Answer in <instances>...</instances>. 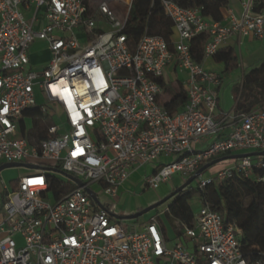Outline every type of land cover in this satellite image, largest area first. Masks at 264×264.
<instances>
[{"label": "built area", "instance_id": "1", "mask_svg": "<svg viewBox=\"0 0 264 264\" xmlns=\"http://www.w3.org/2000/svg\"><path fill=\"white\" fill-rule=\"evenodd\" d=\"M156 1L172 23L171 44L143 36L132 48L123 33L132 0H0V166H32L10 187L1 182L0 264H249L241 231L209 205L200 203L191 226L174 221L179 235L169 247L158 218L120 221L85 192L96 187L116 198L148 165L154 166L144 187L157 190L213 160L264 152V104L218 119L221 78L197 64L189 48L204 36V62L234 37L262 39L264 15L254 13V0H239L241 15L230 13L225 23L177 0ZM34 42L49 52L39 70L29 63ZM170 66L186 75V104L175 114L159 99ZM36 92L45 104H37ZM33 110L49 122L38 146L26 138V113ZM254 158L200 175L193 188L233 177L264 185V155ZM50 176L65 190L58 199ZM68 184L76 188L67 191Z\"/></svg>", "mask_w": 264, "mask_h": 264}, {"label": "trees", "instance_id": "2", "mask_svg": "<svg viewBox=\"0 0 264 264\" xmlns=\"http://www.w3.org/2000/svg\"><path fill=\"white\" fill-rule=\"evenodd\" d=\"M177 3L182 8L199 10L201 16L211 22L221 23L223 21L221 10L227 6L228 0H177ZM253 11L255 14L263 15L264 0H254ZM123 33L126 35L132 48L136 46L143 36L161 37L166 43L171 44V37L173 35L171 21L164 16L159 2H153V0H132ZM206 42L207 39L204 36H197L189 44L191 56L199 65L203 63V49ZM212 59L215 63L223 64L225 72L232 71L238 66L237 57L232 51H218ZM247 84H254L259 89V92L255 96H261V102L257 107L261 106L264 103V66L244 75V86L247 87ZM173 89L174 91L170 92L169 101L163 105L164 109L170 114L182 112L186 104V96L182 85H178ZM254 100L256 101V98ZM257 107L240 111V113H249ZM240 109H242V106ZM26 116L31 119L32 123V129L26 135L27 141L31 146H38L46 138L49 122L46 121L44 115L39 110L29 111L26 113ZM227 162L233 164L234 160L223 163ZM212 168L210 167V169L205 171L206 174L207 172L218 171ZM258 173V171H255V174ZM49 179L54 198H60L65 191L64 188L59 185L53 176H50ZM75 188L74 184L67 185V191ZM211 188H214L217 192L222 188H227L228 192L226 196L218 198L213 203L209 200L207 192ZM235 188L249 198L246 206H243L239 200ZM196 197L199 203L209 205L214 211L220 213L225 223L233 224L241 231V249L249 264H255L256 262L264 264V185L256 183L251 179L246 180L233 177L226 182L218 185L214 184L204 190L188 186L175 197L169 199L166 215L173 223L174 221H178L186 226H191L194 213L190 208V203ZM103 208L106 209L105 206ZM161 228L164 238L167 239V234L162 225ZM173 228L175 234L179 235L176 232L174 224Z\"/></svg>", "mask_w": 264, "mask_h": 264}, {"label": "crops", "instance_id": "3", "mask_svg": "<svg viewBox=\"0 0 264 264\" xmlns=\"http://www.w3.org/2000/svg\"><path fill=\"white\" fill-rule=\"evenodd\" d=\"M241 12L242 9L239 0H228L227 6L221 10L223 23H225L230 13L239 17ZM227 50L232 51L237 57L238 66L236 69L225 72V66L223 64L215 63L213 59H208L203 62L204 68L216 72L221 78V84L216 89L218 99L216 116L218 119L227 114L237 116L240 111L255 108L261 102V96H255L259 92V89L254 84H247V87L244 86V75L248 74L252 70L264 66V37L262 39H257L252 36L242 38L234 37L227 41L219 49V51ZM28 56L30 68L33 70H39L49 61V52L47 51L45 44L41 42H34L31 44L28 50ZM170 73L175 74L176 76V81L174 83L175 87L182 85L186 79V75L183 72L176 70L174 66H170L167 68L164 76V82L168 84H173L169 81L168 76ZM182 74H184V78L182 77ZM255 98L256 101L254 100ZM263 104L261 106H263ZM240 105L242 106V109H240ZM209 141V139L205 140L204 145H206ZM231 165L232 164L228 162L223 163L217 166L219 167L217 170L219 171L221 169L228 168ZM217 167H214V169ZM211 174L210 172H207L206 176ZM133 175L134 173L131 176ZM125 184L120 188L119 192L122 191ZM150 204H154V201L148 203V205Z\"/></svg>", "mask_w": 264, "mask_h": 264}, {"label": "rangeland", "instance_id": "4", "mask_svg": "<svg viewBox=\"0 0 264 264\" xmlns=\"http://www.w3.org/2000/svg\"><path fill=\"white\" fill-rule=\"evenodd\" d=\"M184 74H182L183 78L185 77ZM168 77H169V81L173 84H168L164 82L165 85L162 94L159 96L161 105H164L169 101L171 96L170 92L172 93L174 91L173 88H176L174 86V83L176 81L175 74L170 73ZM36 102L38 105L45 104L44 97L38 92H36ZM27 127L29 131L31 129V124L28 121H27ZM174 159H175L174 157L169 159H163L162 162L160 161V164H168L174 161ZM252 159L255 158L252 157ZM220 164L221 163H218L216 165L219 166ZM153 166L154 165H148L142 167L139 171H136L134 175L129 178L128 183L126 182L125 186L122 188V191L118 193L116 198L109 199L101 195L96 187H92L91 189L94 192V194L97 196L98 201H100L101 204L105 205L106 209L109 211L111 215L115 217H127L130 214H134L138 210H142L151 206L152 204L148 205V203H150L151 201H154V203L161 201L169 194H171L174 190H176L178 187H180L184 182H186V179H183L176 175L167 183L161 185L157 190L147 189L144 187V179L151 174L153 170ZM214 166H212L213 167L212 169H214ZM218 168L219 167L215 169ZM27 171L28 169H26L25 167L4 169L3 171L0 172V186H1V182H3L8 187H10L12 182H15L17 179H19V177L26 174ZM214 173L215 171L212 172V174ZM205 176H206V172L202 174V177ZM194 185L195 182H193L190 186L193 187ZM235 191L237 192V195L239 196V200L242 202L243 206H246L249 202V198L243 192L237 190L236 188ZM207 192L209 195V200L215 203L218 198L226 196L228 190L227 188H222L217 192L215 191L214 188H211L208 189ZM196 199L197 197L194 198L190 203V208L192 209L194 214L197 213V211L200 208V203ZM168 206H169V202L136 220L127 221V222L142 223L148 221L152 217L158 218L159 222L161 223L162 227L164 228L167 234L169 241L168 246L171 247L173 241L177 237L175 234V230L173 228V221H171V219L165 214V210L167 209ZM263 221H264V217H263ZM180 241L185 243V245L189 243L187 241H183L182 239Z\"/></svg>", "mask_w": 264, "mask_h": 264}, {"label": "water", "instance_id": "5", "mask_svg": "<svg viewBox=\"0 0 264 264\" xmlns=\"http://www.w3.org/2000/svg\"><path fill=\"white\" fill-rule=\"evenodd\" d=\"M264 155V152L262 153H252V154H244V155H232V156H228V157H223L220 159H216L213 160L212 162L204 165L203 167H201L194 176H192L191 178H189L188 180H186V182H184L180 187H178L176 190H174L170 195H168L167 197H165L164 199H162L159 202H156L154 204H152L151 206L142 209L141 211H137L134 214H131L127 217H116L118 220L120 221H133L136 220L148 213H150L151 211L157 209L158 207H160L161 205L165 204L166 202L169 201V199H171L172 197H174L176 194L180 193L181 191H183L185 188H187L188 186H190L200 175H202L205 171H207L210 167L227 161V160H238L241 158H245V157H258ZM18 167H25L28 169H31L32 166H28V165H23V164H7V165H2L0 166V172L3 171L4 169H8V168H18ZM45 170H50L52 172H56L55 169H45ZM67 178L72 181L75 185H77L78 187H81L82 184L81 182H79L78 180L74 179L73 177L67 175ZM86 194L91 198V200L98 206V208L102 209V205L99 203V201L97 200L96 196L94 195V193L89 190L86 189L85 190ZM104 209V208H103Z\"/></svg>", "mask_w": 264, "mask_h": 264}, {"label": "flooded vegetation", "instance_id": "6", "mask_svg": "<svg viewBox=\"0 0 264 264\" xmlns=\"http://www.w3.org/2000/svg\"><path fill=\"white\" fill-rule=\"evenodd\" d=\"M178 194H179V193H178ZM176 195H177V194H176ZM176 195H175V196H176ZM175 196H174V197H175Z\"/></svg>", "mask_w": 264, "mask_h": 264}]
</instances>
